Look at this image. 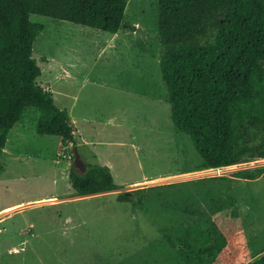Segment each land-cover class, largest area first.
<instances>
[{
  "label": "rangeland",
  "instance_id": "obj_1",
  "mask_svg": "<svg viewBox=\"0 0 264 264\" xmlns=\"http://www.w3.org/2000/svg\"><path fill=\"white\" fill-rule=\"evenodd\" d=\"M31 20L44 25L33 49L38 83L69 110L84 162L110 166L117 189L78 196L73 146L39 134V111L29 109L2 158L0 264H186L177 229L209 228L214 201L236 214L252 256L262 253L264 174L236 173L264 169V158L246 157L221 175L197 170L200 155L174 128L162 78L158 0H129L130 26L116 34L39 14ZM121 193L133 201H119Z\"/></svg>",
  "mask_w": 264,
  "mask_h": 264
},
{
  "label": "trees",
  "instance_id": "obj_2",
  "mask_svg": "<svg viewBox=\"0 0 264 264\" xmlns=\"http://www.w3.org/2000/svg\"><path fill=\"white\" fill-rule=\"evenodd\" d=\"M129 0H0V172L10 131L29 109H37L36 130L64 146L79 140L67 109L38 83L42 68L34 42L44 25L32 14L118 33L129 27ZM160 60L171 117L177 132L189 134L201 158L197 170L264 158V0H158ZM74 159V156H72ZM72 167L78 196L117 189L107 165ZM264 169L244 170L255 179ZM134 195V193H133ZM121 193L119 201H133ZM227 204L214 201L210 227L196 223L177 229L186 264H264V251L252 256L247 236Z\"/></svg>",
  "mask_w": 264,
  "mask_h": 264
},
{
  "label": "water",
  "instance_id": "obj_3",
  "mask_svg": "<svg viewBox=\"0 0 264 264\" xmlns=\"http://www.w3.org/2000/svg\"><path fill=\"white\" fill-rule=\"evenodd\" d=\"M73 156H74V166L79 169L80 171L85 172L87 167L85 162L83 161L79 151H78V147L74 146L73 147Z\"/></svg>",
  "mask_w": 264,
  "mask_h": 264
},
{
  "label": "built area",
  "instance_id": "obj_4",
  "mask_svg": "<svg viewBox=\"0 0 264 264\" xmlns=\"http://www.w3.org/2000/svg\"><path fill=\"white\" fill-rule=\"evenodd\" d=\"M230 166H226V167H217V168H211L210 172H214L215 174L221 175L224 173V171L226 170V168H228Z\"/></svg>",
  "mask_w": 264,
  "mask_h": 264
},
{
  "label": "crops",
  "instance_id": "obj_5",
  "mask_svg": "<svg viewBox=\"0 0 264 264\" xmlns=\"http://www.w3.org/2000/svg\"><path fill=\"white\" fill-rule=\"evenodd\" d=\"M73 73H72V71H71V75H72ZM69 111V110H68ZM70 113V112H69ZM71 116V115H70ZM72 118V117H71ZM72 122H73V119H72ZM74 123V122H73ZM76 129V128H75ZM76 132H77V130H76ZM86 143V142H85ZM5 151V150H4ZM84 161V160H83ZM86 163V162H85ZM98 164V163H97ZM101 165H104V164H101ZM108 166V165H107ZM110 167V166H109ZM206 171H207V169H206ZM145 181H147V179L146 180H144V181H139V182H136L137 184H140V183H144ZM5 208H7V207H5Z\"/></svg>",
  "mask_w": 264,
  "mask_h": 264
},
{
  "label": "bare ground",
  "instance_id": "obj_6",
  "mask_svg": "<svg viewBox=\"0 0 264 264\" xmlns=\"http://www.w3.org/2000/svg\"><path fill=\"white\" fill-rule=\"evenodd\" d=\"M6 211V210H5ZM7 211H9V210H7ZM1 213H3V212H1Z\"/></svg>",
  "mask_w": 264,
  "mask_h": 264
},
{
  "label": "clouds",
  "instance_id": "obj_7",
  "mask_svg": "<svg viewBox=\"0 0 264 264\" xmlns=\"http://www.w3.org/2000/svg\"><path fill=\"white\" fill-rule=\"evenodd\" d=\"M74 147V146H73Z\"/></svg>",
  "mask_w": 264,
  "mask_h": 264
}]
</instances>
